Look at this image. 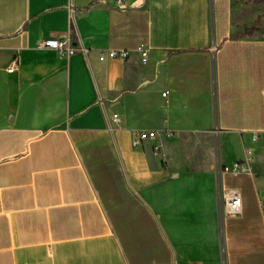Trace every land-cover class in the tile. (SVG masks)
Instances as JSON below:
<instances>
[{"label": "crops", "instance_id": "obj_1", "mask_svg": "<svg viewBox=\"0 0 264 264\" xmlns=\"http://www.w3.org/2000/svg\"><path fill=\"white\" fill-rule=\"evenodd\" d=\"M0 264H264V0H0Z\"/></svg>", "mask_w": 264, "mask_h": 264}, {"label": "built area", "instance_id": "obj_2", "mask_svg": "<svg viewBox=\"0 0 264 264\" xmlns=\"http://www.w3.org/2000/svg\"><path fill=\"white\" fill-rule=\"evenodd\" d=\"M125 0H115V4L118 7H122ZM40 48H50L58 51L61 56H69L74 53V48L70 45V38H55L48 37L38 43ZM137 51L141 55L142 62L146 63L149 59L150 49L145 47L144 44H140L137 47ZM129 56V51L126 49H111L108 52H102L100 59H126ZM16 60L14 59L11 65L8 67V72H12L15 68ZM114 119L117 120V115H114ZM158 133L156 130H135L133 133V146L135 148L142 147L146 140H156ZM155 151H159L160 147L157 144L153 145ZM245 170L244 164L240 162H234L231 165L224 166L221 170L220 182L224 181L225 173L238 174ZM222 197V213L224 216L237 215L242 210V198L238 189H226L221 191Z\"/></svg>", "mask_w": 264, "mask_h": 264}]
</instances>
